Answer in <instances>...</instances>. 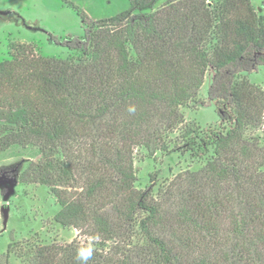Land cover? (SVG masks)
I'll return each instance as SVG.
<instances>
[{"label":"trees","instance_id":"1","mask_svg":"<svg viewBox=\"0 0 264 264\" xmlns=\"http://www.w3.org/2000/svg\"><path fill=\"white\" fill-rule=\"evenodd\" d=\"M157 1L128 0L69 37L68 58L22 42L0 60V152L39 149L20 178L48 186L55 220L85 238L32 246L24 264H82L90 242L86 264H264V92L236 81L264 63V15L250 0ZM208 66V98L233 125L158 197L136 189L134 148L167 147Z\"/></svg>","mask_w":264,"mask_h":264},{"label":"rangeland","instance_id":"2","mask_svg":"<svg viewBox=\"0 0 264 264\" xmlns=\"http://www.w3.org/2000/svg\"><path fill=\"white\" fill-rule=\"evenodd\" d=\"M169 1L158 0L153 10ZM250 1L256 13L264 15V0ZM206 2L210 8L216 4V0ZM128 6V0H0V60L10 58L11 44L22 42L32 44L43 56L68 58L77 51L63 46L65 40L81 36L90 24ZM213 74L208 66L196 94L180 106L183 118L169 132L165 149L134 148L136 189H151L158 197L177 174L195 172L212 159L217 137L233 125L218 116L224 106L208 98ZM243 78L264 92V63L239 73L236 81ZM251 134L260 132L246 130L245 135ZM40 156L34 145H12L0 152L2 180H13L11 186L0 182V264H24L32 246L85 239L74 227L55 220L60 206L48 186L20 178V173Z\"/></svg>","mask_w":264,"mask_h":264},{"label":"clouds","instance_id":"3","mask_svg":"<svg viewBox=\"0 0 264 264\" xmlns=\"http://www.w3.org/2000/svg\"><path fill=\"white\" fill-rule=\"evenodd\" d=\"M129 111H134V109L130 108ZM90 240L98 241L99 237L94 236L91 237ZM93 251H94V246L91 242L86 245H82L77 249V258L79 259V261L82 262V264H86V262L92 258Z\"/></svg>","mask_w":264,"mask_h":264},{"label":"water","instance_id":"4","mask_svg":"<svg viewBox=\"0 0 264 264\" xmlns=\"http://www.w3.org/2000/svg\"><path fill=\"white\" fill-rule=\"evenodd\" d=\"M2 177H3V174L0 175V182H6L7 181L10 186L12 185V183H13L12 178L9 177L7 180H2Z\"/></svg>","mask_w":264,"mask_h":264},{"label":"flooded vegetation","instance_id":"5","mask_svg":"<svg viewBox=\"0 0 264 264\" xmlns=\"http://www.w3.org/2000/svg\"><path fill=\"white\" fill-rule=\"evenodd\" d=\"M5 172H8L7 170H5Z\"/></svg>","mask_w":264,"mask_h":264}]
</instances>
